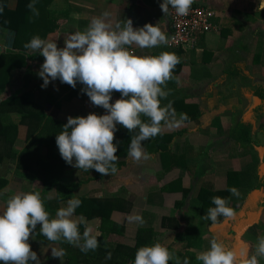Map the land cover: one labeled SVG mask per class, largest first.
<instances>
[{
    "label": "crops",
    "instance_id": "1",
    "mask_svg": "<svg viewBox=\"0 0 264 264\" xmlns=\"http://www.w3.org/2000/svg\"><path fill=\"white\" fill-rule=\"evenodd\" d=\"M162 2L52 0L47 10L57 26L45 40H55L58 47H63L70 33L83 30L93 17L104 12L109 13L112 23L130 18L134 28L146 23L157 25L168 38L171 24L168 14L161 11ZM258 3L259 0H195L194 4L217 12L212 22L218 30L199 35L194 47L171 49L162 44L134 49L138 55L167 51L179 58L172 79L167 81L170 95L161 101V106L171 102L177 118L180 114L191 118L177 119L172 127L162 122L160 134L171 138L163 146L161 141H143L150 159L136 163L127 155L121 158L123 164L116 173L103 177L67 164L56 145V134L62 127L56 129L48 124L53 120L67 123L69 115H103L106 110L91 103L81 92L79 82L74 89L57 79L42 88L43 79L37 73L44 57L28 49L27 64L10 73L7 93L27 94L45 117L33 116L22 123L19 102L15 110L10 104L0 106L5 120L15 124L1 138L0 154L12 148L18 155L0 158V211L8 197L17 192H39L50 216L66 207L69 199H79L75 216L86 218L99 247L85 254L78 247L60 242L55 246L66 252L62 264H107L112 258L116 264H132L137 247L157 241L169 250V264H183L185 258L189 264H202L196 256L210 247L213 238L237 253L253 255L257 237L264 235V9ZM11 5L15 6V2ZM14 38V31L0 27V43L6 49L12 48ZM120 95L113 92L110 102ZM123 133L129 132L117 124L114 137ZM28 146L33 152L24 155ZM234 172L243 173L240 179L251 186L240 185L239 176L237 182L230 178ZM230 185L240 193L235 196L238 201L234 208L230 203L236 218L225 221L221 216L216 223L203 219L214 205L210 195L209 207L203 213L200 190L206 188L216 196L227 197ZM107 203L114 208L110 221L104 222ZM136 215L143 223L131 219ZM83 231L81 225L80 232ZM139 238L144 239L141 244ZM29 244L41 264H61L59 258L52 257L39 224ZM42 248L47 251L42 252ZM102 249H106L105 255ZM108 253L110 259L106 258ZM259 264H264V258H259Z\"/></svg>",
    "mask_w": 264,
    "mask_h": 264
},
{
    "label": "clouds",
    "instance_id": "2",
    "mask_svg": "<svg viewBox=\"0 0 264 264\" xmlns=\"http://www.w3.org/2000/svg\"><path fill=\"white\" fill-rule=\"evenodd\" d=\"M194 2L163 0L160 8L164 15L171 6L177 15L186 16ZM258 7L264 9V0H259ZM27 8L33 16L39 15L36 0H31ZM108 17L107 12L93 17L86 28L70 33L63 47H58L55 40H45L38 35L24 45L44 57L37 73L43 79L42 88L57 79L74 89L79 82L83 86L81 92L91 103L106 110L103 115L95 112H89L87 116L69 115L62 131L56 134V145L67 164L83 171L94 169L101 175L117 172V145L113 143L117 124L129 133H135L131 135L127 155L140 163L150 159L142 142L160 134L162 122L172 127L177 119H188L186 114L177 118L171 102L161 106V101L170 95L167 81L172 79L179 58L167 51L158 55H138L134 50L167 44L165 33L151 23L134 28L130 18L112 23ZM113 92L121 94L114 103L110 102ZM142 116L148 120H142ZM229 192L237 197L240 195L235 187ZM211 203L214 206L207 209L203 219L216 223L221 216L225 221L236 218V212L229 206V198L213 196ZM80 204L79 199H69L66 207L57 209L55 216H50L39 192H17L9 196L0 211V262L41 264L29 244V237L35 233L38 224L40 234L49 242L52 257L59 258L61 264L66 252L55 246L60 242L78 247L85 254L95 251L99 247L97 235L92 234L85 217L75 216ZM131 219L143 223L138 215ZM81 225L84 226L83 233L80 232ZM41 251H47V248ZM106 258L110 259L111 253ZM259 258H264V235L257 237L255 253L250 257L230 249L217 238L211 239L210 247L196 256L202 264H259ZM171 259L169 250L157 241L139 247L132 264H169ZM183 264H189L187 258Z\"/></svg>",
    "mask_w": 264,
    "mask_h": 264
},
{
    "label": "trees",
    "instance_id": "3",
    "mask_svg": "<svg viewBox=\"0 0 264 264\" xmlns=\"http://www.w3.org/2000/svg\"><path fill=\"white\" fill-rule=\"evenodd\" d=\"M12 1L15 2V6L11 5ZM51 1L52 0H36V8L39 10V15L33 16L32 12L27 8V4L30 3L31 0H0V9H2V11H0V27H5L15 32V38L12 48L0 52V106L10 104L12 106L10 108L15 110L16 103L19 102L24 117V119H22L21 121L22 123L27 122L28 119L33 118V116H40V118L43 119L45 115L38 105L32 103L30 99H28L27 94L24 93L20 95H14L7 93L9 76L12 70L21 68L27 64L28 49H26L24 45L29 42L30 39L35 35H38L42 39H45L48 33L56 28V20L52 19L50 13L47 10L49 9L47 6L51 3ZM187 117L188 119L191 118L190 116ZM143 120L147 121L148 118L143 117ZM64 124V122L53 120L52 122H50V124H48V126L57 127L56 129H58L61 128ZM14 126L15 124L9 123L5 120L4 109L0 108V140L1 138L7 136L10 130L14 128ZM134 134L135 133H123L122 135L119 134L114 137L113 143L117 145V170L123 164V160H121V158H125L127 156V149L130 144L131 135ZM29 136L31 137L32 135ZM170 138V136L158 134L156 137L149 139H153L154 141H161L160 144H162L163 146L164 142H167L168 140H170ZM9 143V146L12 147L13 141L11 139H9ZM29 152H33L30 146L27 147L23 154H29ZM162 153L164 152L162 151ZM3 156L18 158V155L13 152L12 148L8 149V151L2 152V154H0V158L2 159ZM85 172L95 173V177L105 176L96 172L94 169H90L89 171ZM242 174L243 173L234 172L230 174V178L236 180L237 182V176H239L238 182L240 183V185H248V183L246 184V181L244 182L242 179H240ZM88 179H90V177ZM231 185L228 187V194L226 193V195L227 198H229L230 203L233 202L234 208L237 204L238 199L229 192V189L233 187ZM250 186L251 184L248 185V187ZM210 195L216 196L215 193L206 188H202L199 192V200L203 213H205L206 208L209 207ZM99 206L100 208L104 209L102 205ZM104 206L106 209H104L105 214L103 215V219L104 222H109L110 212L114 208V205L107 203ZM139 240L140 241L138 242L141 244L144 239H142L141 241V239L139 238ZM139 247H137L136 249H138ZM116 252L117 251H115V253ZM101 253L102 255H105L106 249H102ZM107 264H116V262L112 258V260L110 262L108 261Z\"/></svg>",
    "mask_w": 264,
    "mask_h": 264
},
{
    "label": "built area",
    "instance_id": "4",
    "mask_svg": "<svg viewBox=\"0 0 264 264\" xmlns=\"http://www.w3.org/2000/svg\"><path fill=\"white\" fill-rule=\"evenodd\" d=\"M168 16L171 31L167 38V46L171 49L194 47L198 43L199 35L219 29L212 22L217 12L206 6L193 3L186 16L177 15L175 9L169 6ZM5 50L7 49L0 43V52Z\"/></svg>",
    "mask_w": 264,
    "mask_h": 264
}]
</instances>
